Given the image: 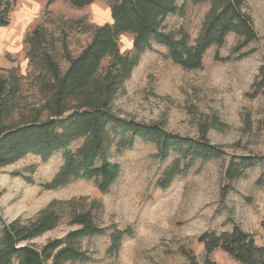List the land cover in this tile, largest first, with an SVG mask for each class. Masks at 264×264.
<instances>
[{"label":"rangeland","instance_id":"1","mask_svg":"<svg viewBox=\"0 0 264 264\" xmlns=\"http://www.w3.org/2000/svg\"><path fill=\"white\" fill-rule=\"evenodd\" d=\"M4 1L10 3L11 12L9 25L0 27V122L12 127L31 121L35 115L41 120L49 117L46 105L51 93L43 88L53 80L46 60L65 73L70 60L92 41L97 28L112 23L111 0H97L83 8L68 0ZM243 6L263 39L264 0H244ZM210 10L209 2L189 5L183 15L168 16L164 27L174 33L183 29L194 41ZM119 40L122 52L132 50L131 36L123 35ZM238 43L237 36L228 35L223 47L207 51L201 68L195 71L179 67L166 47L154 44L140 57L110 104L120 118L161 125L179 136L205 137L223 149V158L196 161L162 190L157 182L177 154L171 153L161 162L155 143L137 141L122 152L112 147L109 160L120 166V172L106 194L94 179L51 188L65 163L63 152L47 161L29 154L0 165V246L5 227L16 223L29 228L50 210L59 215L57 225L20 245L41 249L63 240L79 229L74 220L87 213L101 229L130 230L117 251L110 250L108 234L81 240L78 248L90 260L65 264H191L187 255L201 263L204 247L198 243L200 236L230 232L234 226L262 244L264 95L253 98L250 94L264 61V41L233 53ZM84 97L73 100L70 107L86 102L81 100ZM82 143L77 140L70 150L77 151ZM234 156L261 159L242 178L230 182L226 170ZM212 260L239 264L220 251Z\"/></svg>","mask_w":264,"mask_h":264},{"label":"trees","instance_id":"2","mask_svg":"<svg viewBox=\"0 0 264 264\" xmlns=\"http://www.w3.org/2000/svg\"><path fill=\"white\" fill-rule=\"evenodd\" d=\"M55 1L49 0V3ZM68 1L72 6L83 8L97 0ZM208 2L211 10L194 41L183 29L176 33L166 31L163 22L168 16L183 15L187 6ZM243 4L244 0H184L182 4L179 0H111L112 23L97 28L85 50L70 60L65 73L59 72L52 60H46L53 80L46 82L43 88L51 93L46 105L49 117L41 120L39 115H35L31 121L12 127L0 122V165L17 162L29 154L47 161L55 153L63 152L65 163L50 184L51 188L94 179L98 189L106 194L120 172V166L109 160L112 147L122 152L133 148L137 141L155 143L156 157L161 162H166L171 153L177 154V159L168 165L157 182V187L162 190H167L177 177L186 174L196 161L205 163L223 158V149L205 137L179 136L161 125L120 118L112 112L110 104L122 83L131 76L140 57L154 44L166 47L169 57L179 67L195 71L201 68L207 51L212 47H223L230 34L239 38L233 50L237 54L251 43L264 41L257 35ZM10 12V3L0 0V27L9 25ZM123 35L132 37L131 51L122 52L119 39ZM250 95L253 98L264 95V61ZM83 96L81 100L86 102L70 107L73 100ZM2 109L3 106L0 115ZM77 140H83V143L73 152L70 145ZM260 159L232 157L226 170L227 180L232 182L242 178L246 170ZM58 220L59 215L50 210L29 228L16 223L5 227L0 264H47L50 259L52 264L89 261V256L78 248L81 240L108 234L110 250L117 251L125 236L130 235L129 229L99 228L87 213L74 220L79 229L69 232L63 240L52 241L41 249L20 245L53 229ZM261 228L264 231V221ZM198 243L204 247V255L201 263L194 256L187 255L191 264H217L212 260L217 251L239 264H264V241L258 245L253 235L238 226L230 232L204 233Z\"/></svg>","mask_w":264,"mask_h":264}]
</instances>
